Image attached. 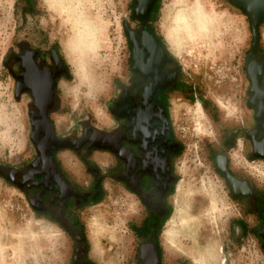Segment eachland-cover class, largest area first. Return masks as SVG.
<instances>
[{"label": "flooded vegetation", "instance_id": "1", "mask_svg": "<svg viewBox=\"0 0 264 264\" xmlns=\"http://www.w3.org/2000/svg\"><path fill=\"white\" fill-rule=\"evenodd\" d=\"M161 10L160 0H131L130 16L124 21L126 64L114 97L106 104L104 125L94 112L79 114L73 77L57 45L26 34L9 48L6 65L13 96L22 104L30 149L19 163L0 161V177L21 189L38 215L65 232L69 244L65 264H99L90 256L85 220L107 179L120 182L138 202L134 264L175 259L162 245L183 149L171 99L191 97L189 82L161 29ZM263 21L258 41L254 44L252 36L246 55L243 111L234 125L221 123L213 162L230 197L239 204L238 217L231 222L233 241L252 238L264 255ZM63 81L71 85L68 90L61 86ZM96 141L107 147H95ZM96 152L109 155L105 168L95 161ZM179 264L191 263L185 259Z\"/></svg>", "mask_w": 264, "mask_h": 264}, {"label": "rangeland", "instance_id": "2", "mask_svg": "<svg viewBox=\"0 0 264 264\" xmlns=\"http://www.w3.org/2000/svg\"><path fill=\"white\" fill-rule=\"evenodd\" d=\"M130 3L131 0H0V161L19 163L30 149L22 104L13 96L6 65L13 40L35 34L48 45H57L73 77L79 114L95 111L97 119L105 123L106 104L114 97L126 64L124 21L130 16ZM160 6L161 29L165 38L166 29L174 31L177 50L167 38L166 41L181 64L191 97L184 101L171 99V113L183 143L176 164L180 180L170 198L171 216L184 211L185 218L195 221L202 233L217 237L225 264H264V255L252 238L233 241L231 222L238 217L239 204L230 197L213 162L221 123L234 125L235 117L244 108L248 78L245 61L252 39L249 18L231 0H160ZM260 26L264 27V21ZM61 86L65 90L71 87L65 81ZM232 156L238 160L237 153ZM103 186L102 196L87 210L86 235L87 221L95 216L101 222V246L109 264H134L140 223L137 199L116 180L107 179ZM132 201L136 210L129 213L127 207ZM37 220L50 223L63 235L62 256H58L52 242L42 244L34 233H29L27 243H8L6 233L10 227ZM0 223L6 254H11L13 247H22L18 251L20 264H65L69 250L65 232L38 215L24 192L2 177ZM185 259L177 257L166 264H179Z\"/></svg>", "mask_w": 264, "mask_h": 264}, {"label": "bare ground", "instance_id": "3", "mask_svg": "<svg viewBox=\"0 0 264 264\" xmlns=\"http://www.w3.org/2000/svg\"><path fill=\"white\" fill-rule=\"evenodd\" d=\"M165 34L169 44L176 51L177 46L175 44L173 29H166ZM261 34L264 39V27L261 28ZM173 113L175 115L176 110ZM135 210L136 206L132 201L128 205L127 211L134 213ZM100 223L95 216H91L87 221L90 255L100 264H109L101 246V238L104 234L102 235L103 230ZM29 233L36 234L39 238L38 242L42 244L46 240L52 242L53 248L55 251H58V256L63 255V235L44 220H37L34 223L26 222L22 226H12L6 233L8 236L6 239L8 243L9 241L18 242V244L27 243L26 238L29 236ZM2 241L3 239L0 236V264H20L18 251L22 247L19 250H17V247H13L11 254L8 255L6 254L7 249L2 246ZM218 242L219 239L217 237L206 236L199 230L195 221L185 218L184 211H178L175 217L171 216L166 222L165 229L162 233V245L166 255L169 258L185 257L191 264H225L224 255Z\"/></svg>", "mask_w": 264, "mask_h": 264}, {"label": "water", "instance_id": "4", "mask_svg": "<svg viewBox=\"0 0 264 264\" xmlns=\"http://www.w3.org/2000/svg\"><path fill=\"white\" fill-rule=\"evenodd\" d=\"M232 3L242 8L246 16L249 18L252 36L254 38V44L257 43L259 38L258 26L262 20H264V0H231ZM64 71L68 73L66 66L64 65ZM95 147L105 148L104 144L96 141L92 143ZM13 183L14 181L11 180ZM34 207L33 204H31Z\"/></svg>", "mask_w": 264, "mask_h": 264}, {"label": "crops", "instance_id": "5", "mask_svg": "<svg viewBox=\"0 0 264 264\" xmlns=\"http://www.w3.org/2000/svg\"><path fill=\"white\" fill-rule=\"evenodd\" d=\"M104 113V112H103ZM105 114V113H104ZM94 116H95V119L100 122L97 117H96V112L94 111ZM102 123V122H100ZM106 123V122H105ZM105 123H102V124H105ZM108 158H109V155L105 152H96L94 154V159L95 161H97L99 163V165L103 168H105L107 166V161H108Z\"/></svg>", "mask_w": 264, "mask_h": 264}]
</instances>
